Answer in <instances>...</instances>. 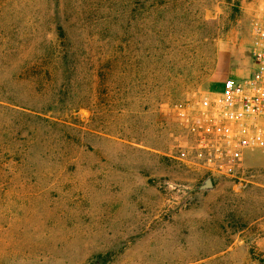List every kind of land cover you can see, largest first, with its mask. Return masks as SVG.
I'll use <instances>...</instances> for the list:
<instances>
[{
	"label": "rangeland",
	"instance_id": "obj_1",
	"mask_svg": "<svg viewBox=\"0 0 264 264\" xmlns=\"http://www.w3.org/2000/svg\"><path fill=\"white\" fill-rule=\"evenodd\" d=\"M263 2L0 0V264H264V150L214 173L180 111Z\"/></svg>",
	"mask_w": 264,
	"mask_h": 264
},
{
	"label": "built area",
	"instance_id": "obj_2",
	"mask_svg": "<svg viewBox=\"0 0 264 264\" xmlns=\"http://www.w3.org/2000/svg\"><path fill=\"white\" fill-rule=\"evenodd\" d=\"M252 73L227 78L181 108L203 165L233 175L247 150H264V2L252 29Z\"/></svg>",
	"mask_w": 264,
	"mask_h": 264
},
{
	"label": "trees",
	"instance_id": "obj_3",
	"mask_svg": "<svg viewBox=\"0 0 264 264\" xmlns=\"http://www.w3.org/2000/svg\"><path fill=\"white\" fill-rule=\"evenodd\" d=\"M6 107H8V106H6Z\"/></svg>",
	"mask_w": 264,
	"mask_h": 264
},
{
	"label": "water",
	"instance_id": "obj_4",
	"mask_svg": "<svg viewBox=\"0 0 264 264\" xmlns=\"http://www.w3.org/2000/svg\"><path fill=\"white\" fill-rule=\"evenodd\" d=\"M210 182V181H209Z\"/></svg>",
	"mask_w": 264,
	"mask_h": 264
}]
</instances>
